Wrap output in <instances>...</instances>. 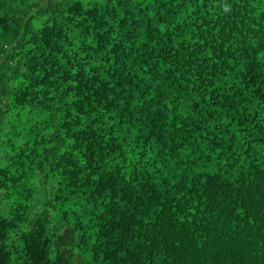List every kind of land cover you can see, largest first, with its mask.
Here are the masks:
<instances>
[{"label":"trees","instance_id":"trees-1","mask_svg":"<svg viewBox=\"0 0 264 264\" xmlns=\"http://www.w3.org/2000/svg\"><path fill=\"white\" fill-rule=\"evenodd\" d=\"M0 264H264V0H0Z\"/></svg>","mask_w":264,"mask_h":264}]
</instances>
